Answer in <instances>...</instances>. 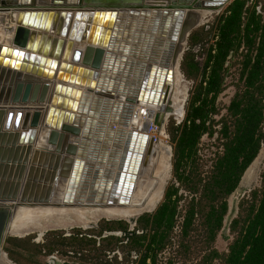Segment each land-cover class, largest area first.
Returning a JSON list of instances; mask_svg holds the SVG:
<instances>
[{
  "label": "water",
  "instance_id": "obj_1",
  "mask_svg": "<svg viewBox=\"0 0 264 264\" xmlns=\"http://www.w3.org/2000/svg\"><path fill=\"white\" fill-rule=\"evenodd\" d=\"M17 1L0 0V10L16 12L18 8L34 6L31 5L34 0H23L21 4ZM129 1L134 3L128 4ZM150 1L154 4L152 5ZM230 1L78 0V3L85 2L107 7L105 10L88 12L87 18L92 16L93 23L97 24H93L89 30L84 28L82 39L87 38L91 43L83 52L78 48L74 49L71 57L72 61L81 60L83 64L91 65L92 68L61 62L56 78H62L60 80L63 82L90 86L95 82L92 76L97 74L93 69L108 71L102 79L108 81L106 90L112 97H102L103 94L91 95L86 92L79 94L78 90L57 83L54 94L48 99L51 108L48 109L43 122L50 127L47 130V143L49 149L54 152L45 156L53 159L54 156L60 157L57 156L60 154L62 161L59 162V179L61 181L68 179L73 184L72 188L76 182L78 183L75 184L78 187L75 198L79 197V200H75L72 204L77 207L84 202L82 198L86 193L85 188H88L89 194L85 203L94 204L97 208L114 202L118 193L128 195L131 192L141 161L143 160V166L147 164L154 145L153 138L150 137L148 141L147 134L126 129L133 105L138 102L155 105L162 103L163 100L167 102L171 80L169 65L177 61L190 32L199 25L202 18L201 11L219 10ZM64 2L72 1L53 0V3L61 5ZM125 3L128 5L120 6ZM113 4L118 6L114 7ZM119 7L125 10L120 11L117 9ZM125 11L129 12V16L124 25L120 16ZM41 13L46 15V12ZM80 13L81 11L76 12L77 18L78 15L85 14V12ZM34 15L39 16L40 12L18 10L19 19L15 20L18 25L11 45L0 46V60H2L0 81L9 80L8 83L11 84L6 90L5 97L0 94V103H3L0 104V254H6L3 243L7 235H11L10 226L21 207L63 208L48 205L47 201H40L41 198L30 200L23 197L22 199L27 189L21 187V179L29 153L27 150L24 154V149L21 148L24 147L27 138L23 136V132L29 127L37 126L43 116L41 108H32V106L22 108V106L32 103L44 104L50 86L48 83L28 81V77L53 75L52 68L55 61L51 57L56 56L61 42L56 37L45 38L43 34L40 35L36 45V42L34 43L36 39H33L35 33L28 28L30 23L35 25L31 22ZM71 15V10H51L47 12L46 22L42 27L49 29L51 33L54 30L56 32L60 27V33H66ZM22 17L25 20L19 22ZM74 25L70 30V38L75 33ZM86 32H88L87 36ZM45 40L47 42L50 40L49 46ZM71 42L69 39L65 54ZM24 50H29L28 57L24 55ZM19 61H21V69L27 71L23 79H16L18 75L15 70ZM5 66H8V69L10 66L13 68L10 73L4 70ZM68 70H72L69 76H67ZM82 72L89 78L86 80L84 77L81 78ZM100 76L101 73L97 86H103ZM57 92L64 94L65 97L61 99ZM55 102L61 107H54ZM5 104L8 106L4 107ZM168 109L170 106L166 107V110ZM70 110L77 112L73 114ZM82 113L86 116H82ZM165 122L162 112L154 114L152 123L155 126L165 128ZM49 161L51 163V160ZM58 161L59 158L55 159L54 165ZM8 184L12 185L10 189L6 188ZM121 188L122 190L119 191ZM49 192L51 190L47 189L45 194L43 193L46 198Z\"/></svg>",
  "mask_w": 264,
  "mask_h": 264
},
{
  "label": "trees",
  "instance_id": "obj_2",
  "mask_svg": "<svg viewBox=\"0 0 264 264\" xmlns=\"http://www.w3.org/2000/svg\"><path fill=\"white\" fill-rule=\"evenodd\" d=\"M257 3L249 0H231L228 3L224 12L217 17L216 26L210 25V29H214L212 36H217V39L207 49L201 70L191 55L184 58L182 73L191 79L198 78L183 121L177 125L173 122L167 127L174 143V177L188 184L187 189L193 191L185 206L181 236L185 240L190 230L194 229V221L201 220L206 244L209 243L198 264H213L216 258L223 264H264V172L261 175L260 188L252 191L250 199L241 202V206H247L241 207L238 218L232 222L231 230L235 232V237L229 244L228 251L220 254L210 248L226 212L224 199L235 188L264 140V133L260 129L262 105L255 95L256 92L262 93L264 83V15L257 12ZM202 34L198 35L209 40L210 32L202 31ZM198 35L197 32L190 34L189 40L192 44L203 39ZM242 44L246 48L241 70V79L245 76L243 89L235 94L227 108L226 116L219 122V133L226 139L225 154L217 158L211 181L201 184V180H193L194 177L189 176V172L185 174L182 166L194 160L202 135L213 134L214 115L219 114L216 99L223 90L224 64L229 55L237 54ZM254 48L256 54L253 57ZM199 185L201 191L196 198ZM179 191L180 186L173 184L165 192L164 200L153 214L139 217L136 229L148 230L147 232L138 234L132 231L131 236H127L132 250L145 246V252L138 264H145L149 256L152 264H155L156 250L164 247L166 239L176 225L175 215L179 202L184 199ZM116 223H110L106 229L127 232V223ZM110 238L115 241L123 240L113 235ZM6 242L8 245L3 249L15 264H28L22 257L24 251L29 255L28 259L41 252L40 245L34 244L31 237H9ZM60 243H64V240H60ZM189 243V240L181 242L185 252L190 250ZM48 251H52L51 248Z\"/></svg>",
  "mask_w": 264,
  "mask_h": 264
},
{
  "label": "rangeland",
  "instance_id": "obj_3",
  "mask_svg": "<svg viewBox=\"0 0 264 264\" xmlns=\"http://www.w3.org/2000/svg\"><path fill=\"white\" fill-rule=\"evenodd\" d=\"M257 1V6L260 9L261 13L264 15V0H253ZM250 2V0H249ZM166 3V2H165ZM47 4H51L50 0L48 1ZM228 5L225 4L223 8L215 11H203L202 13V18L200 20L199 25L193 29L191 33H196L202 34V31L205 32H210V37L209 40L206 39V37L202 35H198L203 37L202 40H199L195 43H191L189 40V36L187 37V40L185 44H183V51L181 54H179V59H178V66L181 74L183 75L185 79V96H184V106H183V117L181 119H176L173 115L167 116L166 122H165V128H163L164 133H165V138L164 142L170 146L171 149V154L169 156V163H170V172L168 173V178L166 179L165 186L163 188V194L161 196V199L158 201L156 206L150 210L144 208L142 211H140L136 216H134V219H131L134 223L135 219L139 218L142 214H153L157 206L164 200V195L165 192L173 186H180V193L184 197L183 200L179 202V213L177 216V223L176 227L174 230L171 231L169 234L168 238L166 239V248L168 253L172 254L173 252V264H198L201 258L204 256L206 252V238L205 235H203V228L201 227V220H195L194 221V229L190 230V233L188 237L185 240H189V245H190V250L188 252H185L184 248L181 246V242L185 241L183 237L181 236L180 233V223L182 221V218L185 213V206L189 201L191 192L187 189L188 184L185 182H180L174 177V143L171 140L168 132H167V127L171 125L173 122L175 125L181 123L184 119L188 104L190 102V96L191 93L196 85L197 78L191 79L186 77L182 73V62L185 57H190V55L194 58L195 61L198 62L199 70H201L203 64H204V59L206 55L207 49L213 45L212 42H214V38L212 34L214 33V29H210V25L216 26V19L219 15H221L224 12L225 7ZM66 7V6H65ZM11 9V8H9ZM104 9H107V7H104ZM16 10V9H12ZM125 10V9H123ZM17 12V10H16ZM14 11H3L0 10V23L3 25V27L10 29L14 27V16L16 14ZM127 12V11H126ZM124 14V13H123ZM5 16V18H4ZM8 17V18H7ZM122 16H120V19L123 20V22L127 20L128 15L126 14V19ZM43 19V17H42ZM40 19L39 24H42L46 22V20L42 21ZM10 24H7V22ZM136 21V20H134ZM44 28V27H43ZM49 28V27H48ZM211 30V31H210ZM44 32H47V34L51 33L49 29H45ZM0 43L6 42L4 40H10L8 33L6 32H1L0 31ZM51 36V35H49ZM3 37V38H2ZM7 37V38H6ZM48 46V45H47ZM54 46V44H53ZM235 69L232 66L231 69H229V73L226 79V87L225 90L219 95L217 102H218V109L220 110L219 114L214 116V123L212 125L213 129V134L209 135L208 133H204L198 143V149L196 156L194 160L189 161L186 163L184 166H182V170L185 169V174L190 173L189 176H193V180L200 179L201 184L207 182L208 180L211 181L212 176H213V169L215 166V162L217 158L222 154L223 148L225 147V142L226 139L224 137L221 138V135L219 133V129L221 127L220 119L222 117H225L227 114V106L229 104V101L231 100L233 94H235L237 87L241 86L242 83L239 82L238 79V73L236 72L235 74ZM16 81V79H15ZM9 82V80H8ZM5 82L4 80L0 81V94H3V96L6 94V88L8 86L10 87V83ZM8 84V85H7ZM7 85V86H6ZM5 97V96H4ZM1 105L3 103H0ZM6 105V104H5ZM231 127V126H230ZM262 127L264 128V123L262 124ZM159 128V127H158ZM156 130V128H154ZM158 130V129H157ZM154 133V131H153ZM158 140L160 138L158 135ZM158 140L156 142H158ZM33 139L29 138V143H25L24 147L21 146V148L24 149V153L28 150V157L26 162L24 163L25 165V170L22 175L21 179V187H24V190L27 189L29 192L33 190H38V191H46L48 188L51 190L49 193V199H51V203L56 202V199H59L58 196L54 195L56 194L55 192L58 191V186L61 185L62 181L59 179V161L57 162L56 165H54V160L52 163H50L49 157H45V155H41L40 153L37 154V149L34 147V145H31ZM31 142V143H30ZM154 142V143H156ZM47 143V142H45ZM29 148V149H28ZM34 150V151H33ZM36 152V153H35ZM36 154V155H35ZM35 155V156H34ZM24 158V157H23ZM51 158V157H50ZM43 159V160H42ZM45 159V161H44ZM47 159V160H46ZM44 161V162H43ZM33 165V167H32ZM29 167V168H28ZM35 167V168H34ZM37 167V168H36ZM58 168V169H57ZM33 169V170H32ZM28 170V171H27ZM47 170V171H46ZM194 172V173H191ZM264 171V143L260 149V152L258 153L257 157L255 160L252 162V164L248 167L246 172L243 174V177L241 178L240 184L238 185L237 189L227 198V203H228V212L227 216L225 217V228L220 230L218 234L216 235L215 239L210 243V248L217 250L220 254L227 252L229 244L232 242V240L235 237V233L229 229V223L230 221L238 216V214L241 212V208H239V202H241L244 199H248L249 194L251 193V190L257 189L260 187V179H261V174ZM27 172V173H26ZM31 172V173H30ZM34 172V173H33ZM41 172V173H40ZM30 173V174H29ZM55 173V174H54ZM40 176V177H39ZM13 177V176H12ZM28 177V178H27ZM54 177V178H52ZM38 178V179H37ZM46 178V179H45ZM1 179V178H0ZM13 179V178H12ZM28 179V180H26ZM30 179V180H29ZM50 179V180H49ZM57 179V180H56ZM47 180L49 182H47ZM63 180V179H62ZM43 181V183H42ZM54 181V182H53ZM11 182V181H10ZM31 182V183H30ZM51 182V183H50ZM30 183V184H29ZM40 183V184H39ZM53 183V184H52ZM200 184V185H201ZM198 187V191L195 193V197H199V193L201 191V187ZM12 185H7V189H10ZM40 186V187H39ZM44 186V187H43ZM49 186V187H48ZM5 187V185H4ZM3 187V188H4ZM56 187V188H55ZM147 187V186H145ZM26 188V189H25ZM38 188V189H37ZM46 188V189H45ZM20 189V187H19ZM31 189V190H30ZM148 189V188H147ZM145 190L144 196L145 200L148 199V195L152 192H154V188L152 185L149 186L148 190ZM57 190V191H56ZM52 195V196H51ZM39 199V197H37ZM37 199V200H38ZM55 205L60 206V203H56ZM62 205V204H61ZM64 205V204H63ZM79 207H87L88 205L80 204L78 205ZM89 208H97L95 205L94 206H88ZM101 207H106V206H101ZM129 208V207H127ZM208 208H206V211ZM92 221V222H91ZM87 225V229H84L80 226L76 225H71V226H65L64 228L61 227H49L46 228L41 236H38L40 232L33 231L31 233L26 234V236H15V235H7L6 239L9 237H17V238H27L31 237L32 242L34 244L40 245L41 252L40 254H36L34 256H31V259H28L26 253L23 254V258L28 261V264H52L51 255L56 256L60 258V261L55 264H63L61 260H65L67 262L72 264H97V259L98 258H103V259H108L110 258V255L113 253L111 251H118L122 257H124V252L129 248H127L128 245L124 244V242L119 243L118 241H115L114 239H108L103 240L100 236L105 233L107 230H102L105 229L107 226L110 225V223L113 224L116 223L117 221H123L129 225V227H132L134 224L129 222L130 219H126L123 217H100L97 221L91 220ZM117 224V223H116ZM131 224V225H130ZM135 226V225H134ZM138 226V224H137ZM82 232H86L87 235L85 236L90 237L92 235L90 243L88 245H82L80 243L81 241L77 240L80 239L79 234ZM119 229L116 231H113V236H116L117 238H120L122 235L119 234ZM70 234V235H69ZM99 239V242L101 243L100 245L97 244ZM183 239V240H182ZM60 240H64V243H60ZM106 242L110 244L108 247L109 253H107V247H106ZM7 242L3 243V248L7 246ZM51 248L52 251H48V249ZM82 249V250H81ZM131 249V248H130ZM139 249V250H137ZM143 248H133V250L140 251ZM87 250V251H84ZM132 250V249H131ZM72 252V253H69ZM85 254L80 256L78 253ZM6 253V252H5ZM131 253H129V261L128 263H131L133 260L131 257ZM137 253V252H136ZM7 254V253H6ZM115 257H118L117 253H114ZM135 254V253H133ZM68 255L69 257H67ZM49 260V261H48ZM55 260V259H54ZM14 263V262H13ZM105 264V263H104ZM115 264V262H114ZM213 264H223L222 261L218 258L214 259Z\"/></svg>",
  "mask_w": 264,
  "mask_h": 264
},
{
  "label": "bare ground",
  "instance_id": "obj_4",
  "mask_svg": "<svg viewBox=\"0 0 264 264\" xmlns=\"http://www.w3.org/2000/svg\"><path fill=\"white\" fill-rule=\"evenodd\" d=\"M22 1L23 0H18L17 2H19L21 4ZM39 1L40 0H36V1L34 0V2L31 4L34 6H29V7H25V8H18V10L28 9V10H34V11L40 12L39 16L34 15V18L32 17L31 22H34L35 25L30 23L28 26V28L30 30H32L33 33H35L33 35V39L34 40L36 39L34 41V43L36 42V45H38L40 35H43V34H44V36H46L45 38H48L49 35H51V38L56 37L57 39L61 40V42L59 44L58 53L56 54V56L51 57L55 61V65L52 68L53 69V75L49 76V77H46V74H45V77L35 76V75L31 77L28 75L29 76L28 81H31V82L37 81V82H40L41 84L42 83H48L50 86H49V93H48L47 99H46L44 104L43 103H42V105H40L39 103H34V104L32 103L31 105L23 104L22 108H31V106H32V108H41L40 110L43 111V116L41 117V121L39 122V124L33 128L29 127V129H27L26 131L23 132V136L27 137L26 140L24 141V143H29V138L33 139L32 143L31 142L30 143H31V145H34V147L37 149V151H36L37 154L40 153L42 156L43 155L48 156L49 154H53L54 151L49 149L48 143H45V142H47V134H48L47 130L50 127H48L47 124H45V122H43V121L45 120L48 109L51 108L50 102H48V99H50L52 97V95L54 94V89H55V86L57 83H59L61 85L65 84V86H70V88H74L73 90H75V91L78 90L79 94H81V92H86V93H90L91 95L103 94L102 97H104V96L112 97V96H110V94H108V91L106 90V86H107L108 81L107 80L105 81L104 79H102L103 75L108 73V71H104V70H100V69H98V70L93 69V71H95L97 74L92 76V79L95 82H93V85H90V86L86 85V84H76L74 82L73 83L63 82V80H60L62 78H60V79L56 78V74L60 68L59 66H60L61 62H64L65 64H72L75 66H82V67L89 68V69L92 68L91 65L87 66L86 64H83V62L81 60L78 62L72 61L71 57H72V53H73L74 49L78 48L81 50V52H83L84 49L88 45H90V43H91L90 41L88 42L87 38L82 39V35H84L83 29L87 28L89 30L90 28H92V25L94 24L92 16L87 18L88 12L91 10L92 11L105 10L104 7H106V6L105 5L102 6L99 4L85 3V2L78 3V0H70L72 2H67V3L64 2V3H62V5L53 3V0H50L51 4H47L49 0H41L40 4L38 3ZM35 2H37V3H35ZM127 3L131 4L134 2L129 1ZM127 3L121 4V5L119 4V5L121 7L122 6L124 7V5H128ZM151 4L153 5L154 3L151 2ZM113 5H114V7L118 6L115 4H113ZM154 6H157V5H154ZM121 7L117 8V9L120 11L125 9V8H121ZM18 10L15 14V19H14V24H13L14 27L13 28H12V26H10L11 28L7 30L8 27L5 28L0 23V31L6 32V34L8 33L9 38H10V40H4L6 42L2 41L0 43V46L11 45V41H12V37H13L14 31H15V28L18 25L15 22L16 18L18 17ZM51 10H58V11L71 10L72 11L71 19L67 25L68 31L66 33L64 32L63 34H61L60 33V27H58V30L56 32H55V30L49 34H47V32H44L45 28L42 27L43 26L42 24H39V22H40L39 20L42 19V17H43L42 21L46 20L47 12H49ZM77 11H81L80 14L85 12V14L82 16L78 15V18H77L76 17ZM41 12H46V15H43ZM201 12H203V11H201ZM123 13H124L123 17L126 19V14L129 16V12L125 11ZM1 15H3V14H1ZM1 15H0V17H1ZM4 18H5V16H4ZM17 19H19V18H17ZM22 20H25V19L22 17V18H20L19 22H21ZM43 24H45V23H43ZM73 24H75L74 25L75 33L72 36V38H70L69 34H70V30H71V27ZM95 24H97V23H95ZM123 24L125 25V21L123 22ZM94 28L96 29V27H94ZM85 34L87 36L88 32H86ZM120 36H121V34H120ZM69 39L72 42H71V45L69 46L68 52L65 54V49H66L67 42L69 41ZM47 45L48 46L50 45V40H48ZM29 53H30L29 50H24V55L26 57L29 56ZM34 56H36V55H34ZM178 59H179V55L177 57V61H175L172 65H169V68L171 69V80L169 81V88L170 89H169V95H168L167 102H164V100H163L162 103L156 104V105L155 104H147L144 102H138V103H135L133 105V109H132V112L130 114V121H129L126 129L127 130L130 129V130H133L136 132L147 134L149 136L148 141H149L150 137L153 135V131H154V133L156 135H158L160 138H162V140L159 139L158 142L154 143L152 152H151L149 159H148V162L145 166H143V160L141 161V164L138 168V171L136 172L135 183L133 185L131 192L128 195L126 193H123V194L118 193L119 195L117 198H115L116 200H113L114 202H112L111 204L103 205L106 207H99V208H95V207L92 208L91 207V208H89L88 206H94V204H86L85 203V201L88 200V196H89L88 188H85L84 191L87 194L86 193L84 194L85 195V196H83L84 199L82 198V200L84 202H81L80 204L81 205L84 204V205H88V206L85 208L77 206L78 207L77 208L75 204H72L73 202H75V200H79L78 199L79 197L75 198L76 192L78 190V187L75 186V184L78 185L77 182L74 184V188H72L73 184L70 183V181L68 179H64L62 181L61 185H59L57 187L58 191L56 190L57 192H55L56 194H54V195L58 196L59 199H56L57 201L56 202L53 201V203H51L52 200L49 199V197L46 198V195H44L45 192H43V191L34 190V192H29V190L28 191L26 190L23 193L22 199L24 197V198H28L30 200H35V199H38L37 197L39 196V198H41L40 201H47L46 203L48 205H53L54 207H57V205H55L56 203H60V206L63 208L53 209V208H45V207L44 208L43 207H34V208L23 207L22 208L21 207L22 209L20 208L17 211L15 220L13 221V223L10 226L9 233L11 235H15V236H24L25 235L26 236V234L28 235V233H31V232L37 230L38 232H40L38 236H41L42 232L46 228H49V227L64 228L67 225L68 226L79 225L82 227H88L87 224L91 220L97 221L100 217H106V218H108V217H110V218L111 217H115V218L123 217L126 219H131L134 216H136L140 211H142L144 208L150 210L156 206L158 201L161 199V196L163 194V188L165 186V181L169 176L168 175V173L170 172L169 156L171 154V149H170V146L164 142L165 133H164L163 128L159 127L158 130H154V126L150 128V125L153 121L154 114L156 112H162L164 118H167V116L173 115L176 119H181L184 115L183 114V106H184L183 103H184V96H185V91H184L185 90V86H184L185 85L184 84L185 79L179 70ZM1 62H2V60H0V63ZM1 66H2V64H1ZM5 67L6 68H4V70H7L9 73H10V70L13 69L11 66H10V69H8L9 68L8 66H5ZM15 71L17 72V75H18V78H16V79H23V76L27 74L26 70L21 69V61H19V63L17 64V69ZM71 71L72 70L67 71V76H69ZM100 73H101V76H100L101 81L100 82H101V84H103V86H97V84L99 83L98 78H99ZM30 74H32V73H30ZM80 77L81 78L84 77L85 80L87 78H89V76L84 74L83 72L80 74ZM0 88H1V86H0ZM57 95H60L61 99H62V97H65V95L61 94L60 92H57ZM77 97H79V96H77ZM58 104L60 105L61 103H58ZM7 106H8L7 104L4 105V107H7ZM167 106H170V109L166 110ZM54 107L60 108L61 106H57V103H56ZM62 108L65 109L64 107H62ZM71 112L73 114H75L77 111L75 112L74 110H72ZM82 116H86V114L82 113ZM97 121H98V119H97ZM57 129L59 130V128H57ZM57 156H60V157L54 156L53 159H51V163L53 162V160H55L57 158H59V162L62 161V156L60 154ZM44 161H45V159H44ZM32 167H33V165H32ZM103 168H104V166H103ZM59 169H60V166H59ZM52 178H54V177H52ZM26 180H28V179H26ZM47 182H49V181L47 180ZM42 183H43V181H42ZM150 185H152V187L154 188V192L150 193L148 195V199L145 200L144 192L147 188L149 189ZM145 186H147V187H145ZM121 190H122V188L119 191H121ZM49 193H48V195H49ZM42 196H44V197H42ZM105 201H107V199H105ZM80 204H78V205H80ZM37 205H39V204H37ZM127 207H129V208H127ZM0 263L1 264H15L4 253L0 254Z\"/></svg>",
  "mask_w": 264,
  "mask_h": 264
},
{
  "label": "flooded vegetation",
  "instance_id": "obj_5",
  "mask_svg": "<svg viewBox=\"0 0 264 264\" xmlns=\"http://www.w3.org/2000/svg\"><path fill=\"white\" fill-rule=\"evenodd\" d=\"M252 3H255V1H253V0H250ZM256 9H257V12L258 13H261V11H260V9L258 8V6H256ZM262 14V13H261ZM214 38V37H213ZM217 39V36L214 38V41ZM213 44H214V42H212ZM257 45V44H256ZM244 48V49H243ZM214 52V51H213ZM244 53H246V48L244 47V45L242 44L241 45V47H240V49H238V51H237V54H235L234 56H231V55H229L228 56V59H227V61L225 62V64H224V67H225V70H224V83H223V90L219 93V95L225 90V87H226V79H227V76H228V73H229V69H231V67L233 66L234 67V69H235V71L238 73V79H239V82L240 83H242V85L241 86H239V87H237V90H236V92H235V94L236 93H238V92H241L242 91V89H243V80H244V78H245V76H243L242 77V79H241V70H242V63H243V60H244ZM256 54V49L254 48L253 49V54H252V56L254 57V55ZM254 60V59H253ZM236 72H235V74H236ZM258 92H256V97L258 98V99H260L261 100V105H262V107H261V113H262V121H261V124H260V129H261V132L262 133H264V128L262 127V124L264 123V83H263V89H262V93H258ZM235 94H233V96H232V98H231V100L234 98V96H235ZM219 95H218V97H219ZM218 97H217V99H218ZM217 99H216V105H217V108H218V102H217ZM231 100L229 101V104H230V102H231ZM229 104H228V106H229ZM228 106H227V108H228ZM228 110V109H227ZM219 112H220V110H219ZM215 116V115H214ZM220 129H221V127H220ZM219 129V130H220ZM221 138H222V136H221ZM201 139V138H200ZM263 143H264V140L263 141H261V143H260V148H259V150H258V152L256 153V155L254 156V158L251 160V162L247 165V167L245 168V170L243 171V173H242V175L240 176V179H239V181H238V183H237V185L235 186V188L231 191V193H229L228 194V196H227V198L237 189V187H238V185L240 184V181H241V178L243 177V174L246 172V170L248 169V167L252 164V162L255 160V158L257 157V155H258V153L260 152V149H261V147H262V145H263ZM225 154V147L223 148V151H222V154L219 156V157H222L223 155ZM264 172V171H263ZM262 172V173H263ZM262 175V174H261ZM261 180H262V177H261V179H260V186H261ZM166 182V181H165ZM260 188V187H259ZM258 189V188H257ZM253 190H255V189H253ZM253 190H251V193H252V191ZM251 193L249 194V197H248V199H250L251 198ZM227 198L226 199H224L225 200V202H226V212H225V214L223 215V219H222V225H221V228L219 229V231L220 230H222L223 228H225V217L227 216V212H228V203H227ZM245 200H247V199H245ZM242 202V201H241ZM241 202H239V208H241V207H245V206H247V204H243L242 206H241ZM178 213H179V210L177 211V213H176V215H175V220H176V223L178 222L177 221V216H178ZM139 215V214H138ZM143 215V214H142ZM141 215V216H142ZM140 216V217H141ZM184 216H185V213H184ZM184 216H183V218H182V221H181V223H180V233H181V225H182V223H183V220H184ZM238 216H239V214H238ZM238 216H236L235 218H233L231 221H230V223H229V229L231 230V225H232V222L235 220V219H237L238 218ZM131 219H134V218H131ZM130 219V221L129 222H131L132 220ZM138 219L139 218H137V219H135V221H134V223L133 222H131V223H133L134 225L132 226V227H129V225H128V228H127V232L129 233V235H127V232H125L124 230H119L122 234V236H120V238L121 239H123L122 241H118L119 243H121V242H124V244H126V245H128L127 246V250L124 252V257H122L121 255H120V253L118 252V251H111V252H113L111 255H110V258H109V260L107 259H103V258H98L97 259V264H114V262H115V264H138V260L141 258V256L144 254V252H145V246L144 247H142L143 249H141L140 251H136L135 252V250H131L130 249V243H129V240H128V237L127 236H131V232L132 231H136V233H138V234H143L144 232H147L148 230H142V229H140V228H138V229H136V225H137V221H138ZM131 225V224H130ZM76 226H79V225H76ZM80 227H82V226H80ZM175 227H176V225H175ZM174 227V228H175ZM82 228H84V229H87V227H82ZM103 230H107L106 228L105 229H103ZM218 231V232H219ZM232 231V230H231ZM218 232H217V234H218ZM235 233V232H234ZM111 234H113V231L112 230H107V231H105V233H103L100 237L103 239V240H107L108 241V239H111L110 238V236H112ZM70 235V234H69ZM87 235V233L86 232H82V233H80L79 234V237H80V239H77V240H79V241H81L80 243H82V245H88L89 243H90V241H92L91 240V238L90 237H92V235L90 236V237H85ZM97 244L98 245H100L101 243L99 242V239H98V242H97ZM110 246V244L108 243V242H106V247H107V249H108V247ZM82 250V249H81ZM109 250L110 249H108L107 250V253H109ZM84 251H87V250H84ZM167 251H169V250H167V248H166V245L164 244V247L163 248H160V249H158V250H156V252H155V254H156V256H155V264H173V252H171L172 254H170V253H168ZM228 251V250H227ZM130 252H132L131 253V257H132V261H131V263H128V261H129V253ZM69 253H72V252H69ZM114 253H117L118 254V257H116V258H114V256H115V254ZM133 253H135V254H133ZM78 254H80V256L81 255H83V257H85L86 255L85 254H82V253H78ZM85 255V256H84ZM67 257H69L68 255H66ZM136 256V257H135ZM55 259V260H54ZM53 260H52V264H55V263H58V261H60V258H58V257H56L55 256V258H54ZM49 261V260H48ZM61 262L63 263V264H70L69 262H68V260H67V262L65 261V260H61ZM146 263L145 264H152V260H151V257L149 256V257H147L146 258V261H145ZM51 264V263H50ZM72 264H74V263H72Z\"/></svg>",
  "mask_w": 264,
  "mask_h": 264
},
{
  "label": "built area",
  "instance_id": "obj_6",
  "mask_svg": "<svg viewBox=\"0 0 264 264\" xmlns=\"http://www.w3.org/2000/svg\"><path fill=\"white\" fill-rule=\"evenodd\" d=\"M216 37V36H215ZM214 37V38H215ZM154 126V128H156V130L158 129V127L157 126H155L153 123H151V125H150V128L151 127H153ZM152 138H153V141L154 142H156L157 140H158V137L156 136V134L155 133H153V135L151 136ZM122 233L121 232H119V234L118 235H121ZM49 257H51V259L50 260H53L54 258H55V256H53V255H51V256H49ZM136 257V256H135Z\"/></svg>",
  "mask_w": 264,
  "mask_h": 264
}]
</instances>
